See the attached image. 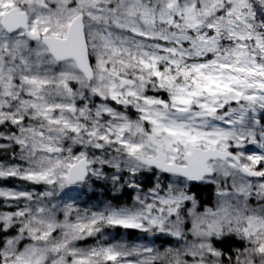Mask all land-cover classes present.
Returning a JSON list of instances; mask_svg holds the SVG:
<instances>
[{
  "label": "snow or ice",
  "instance_id": "snow-or-ice-1",
  "mask_svg": "<svg viewBox=\"0 0 264 264\" xmlns=\"http://www.w3.org/2000/svg\"><path fill=\"white\" fill-rule=\"evenodd\" d=\"M0 264H264V0H0Z\"/></svg>",
  "mask_w": 264,
  "mask_h": 264
}]
</instances>
